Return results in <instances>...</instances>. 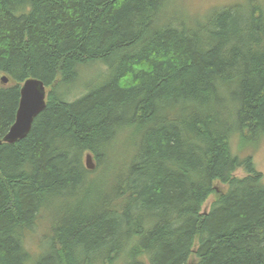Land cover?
<instances>
[{"label": "trees", "instance_id": "1", "mask_svg": "<svg viewBox=\"0 0 264 264\" xmlns=\"http://www.w3.org/2000/svg\"><path fill=\"white\" fill-rule=\"evenodd\" d=\"M173 2L0 0V140L47 90L0 143V264H264V0Z\"/></svg>", "mask_w": 264, "mask_h": 264}, {"label": "rangeland", "instance_id": "2", "mask_svg": "<svg viewBox=\"0 0 264 264\" xmlns=\"http://www.w3.org/2000/svg\"><path fill=\"white\" fill-rule=\"evenodd\" d=\"M238 1H244V0H175V2L171 3L169 7H167L166 9H173L178 7V9L180 11H183V9L185 8L183 14L188 16V13L192 14V15H200V17H202L203 15H205L207 12V10L209 9H214V8H218L220 6H226L227 4H232V3H236ZM165 9V10H166ZM188 13H187V12ZM103 71V67L99 66V67H94L91 71L90 70H82L81 75L82 77H85L86 75L88 76L86 78V80L89 79H93L95 76V73L98 71ZM1 77V74H0ZM233 140V138H232ZM233 144V149L234 152L236 153H248L249 148L244 147L242 149H239L237 144L234 142V140L232 141ZM252 157H253V161L254 164L256 166V169L262 174V178L264 181V137L261 139L258 147L252 151ZM118 158V157H117ZM246 173L242 168H239L235 171L234 175L238 176V177H242L244 176ZM218 187H220L222 190H226L227 185H220L218 184ZM214 199V194L210 195L202 204L201 206V211L203 212H207L210 208V205L212 203ZM40 222H38L39 225ZM36 226L34 228V230H32V234L27 238L26 242H27V247L30 250L31 253L35 254L38 249H39V243H40V236L42 237V232L41 230L43 229L42 224H40L39 226ZM38 227L40 228V230L38 229ZM194 261V257L193 255H191V258L189 260L190 263H193Z\"/></svg>", "mask_w": 264, "mask_h": 264}, {"label": "water", "instance_id": "3", "mask_svg": "<svg viewBox=\"0 0 264 264\" xmlns=\"http://www.w3.org/2000/svg\"><path fill=\"white\" fill-rule=\"evenodd\" d=\"M0 79L3 83L8 81L5 75H2ZM46 97V86L41 80L36 78L25 79L19 88V102L14 122L1 138L0 143L13 144L24 138L30 131L33 120L44 110ZM84 164L89 170L95 168L89 153L85 155Z\"/></svg>", "mask_w": 264, "mask_h": 264}, {"label": "bare ground", "instance_id": "4", "mask_svg": "<svg viewBox=\"0 0 264 264\" xmlns=\"http://www.w3.org/2000/svg\"><path fill=\"white\" fill-rule=\"evenodd\" d=\"M91 155V154H90Z\"/></svg>", "mask_w": 264, "mask_h": 264}]
</instances>
